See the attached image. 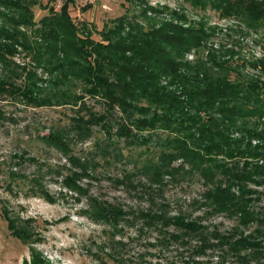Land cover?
I'll list each match as a JSON object with an SVG mask.
<instances>
[{"label":"trees","instance_id":"obj_1","mask_svg":"<svg viewBox=\"0 0 264 264\" xmlns=\"http://www.w3.org/2000/svg\"><path fill=\"white\" fill-rule=\"evenodd\" d=\"M197 1L264 22V0ZM0 5L11 10L16 3ZM144 5L111 20L99 37L85 33L70 9L49 10L37 20L32 8V18L0 28L6 40L0 41L1 63L17 46L36 63L1 68L0 96L35 107L77 106L70 122H53L40 137L71 165L67 186L89 197L91 212H84L109 226L116 257L134 243L123 235L125 226L136 225L135 238L151 234L146 245L161 251L177 246L185 264H264V207L258 205L264 127L256 121L264 116V81L241 72L245 60L217 48H208L205 60L187 59L188 52L207 46V31L174 12L161 18L164 11ZM30 19L39 21L31 37L18 27ZM87 141L92 143L85 150H75L74 143ZM115 161L123 166L116 181L147 193L152 205L128 210L90 194L83 180ZM185 180L203 186L186 209L155 203L153 192ZM222 215L234 219L229 229L206 222ZM42 256L34 253L26 264H49Z\"/></svg>","mask_w":264,"mask_h":264},{"label":"rangeland","instance_id":"obj_2","mask_svg":"<svg viewBox=\"0 0 264 264\" xmlns=\"http://www.w3.org/2000/svg\"><path fill=\"white\" fill-rule=\"evenodd\" d=\"M14 1L16 6L11 10L0 5V28H11L16 20L32 18V8L37 3L33 8L37 20L49 10L67 14L70 9L75 19L82 23L85 33H93L96 37L111 20L123 13L131 15L149 4L164 11L161 18L174 12L187 18L192 25L203 27L210 35L206 39L207 46L201 45L188 52L187 59L205 60L208 48H217L221 54H233L235 61L245 60L241 72L264 81V22L245 14L228 16L210 5L203 7L197 0ZM30 20L18 27L31 37L39 21ZM2 40L6 41L0 37ZM15 48L17 51L8 54L4 63L0 62V73L14 63L22 67L36 65L28 50L21 46ZM34 69L39 76L47 78L40 67ZM87 101L98 108L101 106L90 97ZM23 103L14 96H0V264L30 263L37 252L48 259L49 264H145L146 261L185 264L187 257L177 246L161 251L146 245L153 240L148 238L151 234L135 238L136 225L125 226L123 235L133 237L134 243L123 247V252L116 257L108 242L109 226L84 212H91L89 197L67 186L71 182V165L60 151L49 148L40 137L49 130L51 123L70 122L77 106L35 107ZM256 121L260 128L264 127V116ZM91 143H74L73 146L82 151ZM124 151L127 153L126 147ZM122 167L117 161L109 166L103 164L97 168V177L85 178L83 184L89 187L90 194L123 204L128 210L152 205L147 193L116 181L117 176L121 177ZM202 189L200 182H168L163 190L153 192V196L155 203H166L171 210L186 209L190 199L198 197ZM260 190L263 193L258 205L264 207V187ZM206 222L220 223L222 229H229L234 219L226 215L210 216Z\"/></svg>","mask_w":264,"mask_h":264}]
</instances>
